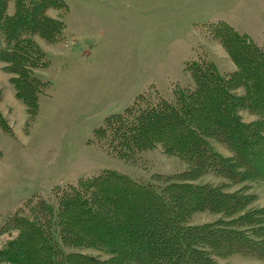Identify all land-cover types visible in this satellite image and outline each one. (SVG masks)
<instances>
[{
  "label": "trees",
  "instance_id": "1",
  "mask_svg": "<svg viewBox=\"0 0 264 264\" xmlns=\"http://www.w3.org/2000/svg\"><path fill=\"white\" fill-rule=\"evenodd\" d=\"M62 6L63 0H0V60L15 74L16 92H26L31 114L49 83L37 74L48 65L33 37L60 34L61 21L46 9ZM201 31L220 42L235 69L221 71L198 44L195 58L186 61L195 86L175 84L168 97L157 90L150 96V87L95 128L97 142L120 157L158 148L186 167L155 179L159 184L102 169L56 186L50 201L25 202L2 226L17 233L0 248V264H220L217 257L235 253L264 264V209L248 207L245 185L225 191L227 181L264 178V40L221 19L205 22ZM245 110L257 118L245 121ZM3 119L0 112L1 127ZM214 140L229 155L216 150ZM206 175L223 181L193 182ZM195 211L222 212L230 221L190 225Z\"/></svg>",
  "mask_w": 264,
  "mask_h": 264
},
{
  "label": "rangeland",
  "instance_id": "2",
  "mask_svg": "<svg viewBox=\"0 0 264 264\" xmlns=\"http://www.w3.org/2000/svg\"><path fill=\"white\" fill-rule=\"evenodd\" d=\"M63 1L66 7L46 9L47 15L61 21L60 34L52 40L40 34L33 37L45 51L48 65L37 69V74L49 81L33 114L23 101L26 92H16L11 83L15 74L0 60V112L5 118L0 126V248L17 233L9 227L2 230L6 220L33 198L52 200L56 186L102 169L159 184L155 179L185 168L179 157L158 148L144 150L133 159L120 157L97 142L95 128L143 90L151 87L150 96L155 97L157 90L168 97L175 84H193L186 61L195 58L198 44L221 71L235 69L220 42L203 37L205 22L221 19L259 42L264 40V0ZM7 11L13 13L12 1ZM241 114L247 122L257 118L247 110ZM212 145L229 155L217 140ZM197 181L223 180L206 175L193 182ZM227 183L228 192L245 185L252 199L248 207L264 209V178ZM223 219L230 221L222 212L195 211L189 224L213 225ZM73 247L67 246L66 251ZM82 251L99 253L87 247ZM251 258L235 253L217 260L263 264Z\"/></svg>",
  "mask_w": 264,
  "mask_h": 264
},
{
  "label": "crops",
  "instance_id": "3",
  "mask_svg": "<svg viewBox=\"0 0 264 264\" xmlns=\"http://www.w3.org/2000/svg\"><path fill=\"white\" fill-rule=\"evenodd\" d=\"M247 259H249V258H247ZM251 259H254V260L258 261V260H257V259H255V258H251Z\"/></svg>",
  "mask_w": 264,
  "mask_h": 264
}]
</instances>
